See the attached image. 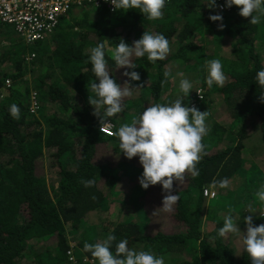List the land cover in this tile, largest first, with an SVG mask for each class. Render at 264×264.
Wrapping results in <instances>:
<instances>
[{
	"label": "trees",
	"instance_id": "16d2710c",
	"mask_svg": "<svg viewBox=\"0 0 264 264\" xmlns=\"http://www.w3.org/2000/svg\"><path fill=\"white\" fill-rule=\"evenodd\" d=\"M76 9L62 16L47 39L29 46L12 37L0 54V88L7 77L13 80L9 94L0 100V264H98L83 245L102 241L109 233L117 241L126 238L129 247L164 256L166 264H252L243 243L238 247L217 236L224 215L211 211L218 204L228 209L243 203L245 190L253 207L261 205L255 192L264 174L256 175L261 167L254 165L264 167V89L255 76L264 69V23L250 24V17L240 16L235 5L218 13L206 0H166L163 17L151 21L138 9L102 6L82 15ZM216 13L221 21L210 19ZM145 31L169 40L166 58L152 63L133 56L135 69L117 67L112 59L117 43L123 39L131 46ZM99 43L106 48L110 77L121 86L139 87L122 99L123 111L108 118L115 124L114 133L103 129L89 102L95 76L88 56ZM29 53H35L34 60L26 59ZM212 59L222 61L226 79L223 86L208 88L206 65ZM177 62L182 64L179 72L172 68ZM131 71L139 74V81L125 75ZM165 72L171 75L162 83ZM184 75L193 90L183 103L208 112L204 153L196 165L200 174L193 178L186 173L181 183L173 180L172 194L180 199L167 214L175 231H167L160 221L161 229L153 234L148 222L143 226L132 218L130 208L135 202L152 210L162 207L168 193L160 183L154 190L138 191L142 165L138 157L123 155L115 132L144 107L175 100ZM32 89L42 102L37 114L28 107ZM13 103L21 108L19 120L9 114ZM98 111L103 114V109ZM251 130L262 131L259 156L245 151ZM125 176L136 191L120 204L127 205L122 217H107L108 197L122 188ZM225 177L229 187L216 188L218 195L208 207V221L216 223L205 233V189ZM84 179L95 184L86 188ZM260 213L253 218L254 226L264 224Z\"/></svg>",
	"mask_w": 264,
	"mask_h": 264
},
{
	"label": "clouds",
	"instance_id": "9594fccd",
	"mask_svg": "<svg viewBox=\"0 0 264 264\" xmlns=\"http://www.w3.org/2000/svg\"><path fill=\"white\" fill-rule=\"evenodd\" d=\"M109 2L114 6V10L138 9L150 21L161 19L166 5V0H109ZM206 3L209 8L215 10L217 0H206ZM233 5L239 7L240 16L250 17V24L264 23V0H225V7L231 8ZM210 19L221 21L222 16L212 15ZM169 51V40L162 33L145 31L131 46L121 39L112 52V59L117 67L135 69L137 65L132 62L133 56L147 57L148 61L155 63L158 60H164ZM88 61L95 76V81L91 84L94 96L89 97V102L94 107V115L100 118L101 124H107L108 118L123 111L122 99L131 96L133 90L139 87H131L127 83L125 85L128 87L121 86L110 77L104 43H99L90 49ZM206 69L207 87L223 86L226 77L222 61L209 60ZM125 75L131 81L140 80L136 71L126 72ZM170 75L169 72H165V80L162 83H165ZM255 80L256 84L264 89V69L256 73ZM191 90H193V82L188 78L181 79L179 93L175 100L144 107V110L131 123L122 124L115 132L119 140V150L123 155L128 159L138 157L142 165L143 172L139 178L141 187L147 189L151 185L160 183L162 189L168 193L162 200V207L158 208L162 213L171 212L180 199L179 194H172L173 180L181 183L186 173H190L193 178L200 174L196 165L204 153L202 140L208 131L206 126L208 112H201L183 103V97H188ZM261 99L264 100V94H261ZM99 109H103L102 115ZM9 114L13 119L19 120L20 106L11 104ZM81 183L88 188L95 184V180L84 179ZM229 183V179L225 177L214 180L211 187L226 189ZM255 196L260 204L264 205V183L259 185ZM245 211L251 214L258 212L253 210L251 205H248ZM259 214L261 216L260 212ZM240 220L241 215L239 220L232 213L226 215L222 226L217 229V236L223 238L228 234H234L239 237L242 233L243 249L252 264H264V224L254 226L253 215H248L244 217L246 232H242L238 223ZM113 244H115L114 251ZM83 251L90 253L98 264H166L164 256L155 255L149 250L129 247V241L126 238L117 241V237L112 233L107 234L102 241L85 242Z\"/></svg>",
	"mask_w": 264,
	"mask_h": 264
},
{
	"label": "built area",
	"instance_id": "2783aa9c",
	"mask_svg": "<svg viewBox=\"0 0 264 264\" xmlns=\"http://www.w3.org/2000/svg\"><path fill=\"white\" fill-rule=\"evenodd\" d=\"M224 4L225 0H217V6L214 9L220 13L231 11V8L225 7ZM93 6H107L111 11H115L109 0H0V29L7 31V26H12L17 34L16 37L32 46L51 36L58 28L62 16L72 7L89 8ZM10 41L6 42L0 32V54ZM26 55L28 61L36 57L35 53ZM12 84L13 80L7 77L0 88V100L5 97V90L9 89ZM198 96L202 97L201 90L198 91ZM28 107L31 114H37L42 107L38 91L35 89L30 91ZM108 121L109 123L105 124L103 129L107 133H112L115 124L111 120ZM205 195L214 197L215 192L205 189Z\"/></svg>",
	"mask_w": 264,
	"mask_h": 264
},
{
	"label": "rangeland",
	"instance_id": "374dc122",
	"mask_svg": "<svg viewBox=\"0 0 264 264\" xmlns=\"http://www.w3.org/2000/svg\"><path fill=\"white\" fill-rule=\"evenodd\" d=\"M90 8H95V6L89 7V8H78V9H76V11H77L76 15H82V12L87 11ZM218 13H220V12H218ZM72 14H73V17H72V20H73L75 17H74V13H72ZM7 28H8L7 32L5 31V32L1 33V37L6 42L10 41L11 40L10 38L17 36V34H16V32L12 26L8 25ZM8 33H10V35H8ZM4 64H6V63H4ZM181 65H182L181 62H177L172 66V68L175 72H179L181 70ZM186 76L187 75H184L183 78H185ZM26 78H28V77H26ZM204 92L205 91L203 89L202 93L204 94ZM4 94H5V96H7L9 94V90L6 89ZM52 104L54 105V107L57 108V105L55 103H52ZM133 114L134 113L132 111L128 112V116H130V117H132ZM262 146H263L262 131H254L253 132L251 130V136L249 137V139L247 141V146L245 148L246 149L245 151H248L252 155L259 156L260 154L263 153ZM249 150H252L253 152L249 151ZM252 164L253 163H251L250 165H252ZM263 164H264V162H263ZM254 166L261 167V169L257 172L256 175L259 176L261 173L264 174V167H262L261 165H259L257 163ZM128 180H129L128 176H125V178L123 179L121 186H120L122 188L118 189L117 191H114L115 194L109 195L108 200H107V202H109L108 203L109 208L106 211L107 217L120 218L123 216L122 209L127 208V205L120 207V204H123L125 198L130 197L129 195H133V190L136 191L135 187L132 186L130 183H128ZM184 181H186V180H184ZM240 181H239L238 189L241 187ZM158 184L159 183H157L156 185L149 186L147 188V191H149V190L151 191V190H154L156 188H159L160 186ZM209 188L211 189V191L215 192L214 197H217L218 193L216 191V188L213 189L211 186ZM144 190L145 189H143L141 187V185L138 186V191L143 192ZM224 192L226 193V190ZM144 194H145V192H144ZM248 194L249 193L247 192V190L243 191V193L241 194L242 198L244 196L243 203H237L236 205H234V207H230L228 209H225L224 207L222 208L221 204H218L215 207L213 206V210L215 212L214 211H211V212L212 213H218L220 215V217H223L222 215H224V217H225L229 213H233L234 217L237 220H239V217L241 215V220L238 222L239 227H240L242 232H246V225L244 223V217H246L248 215H253V218H254L259 212H264V206L263 205H260L259 207H253L252 201L251 200L248 201V199H247ZM214 197H208L207 196V199H206V205H205V208H204L205 210H204V214H203L205 221L202 223V230L205 233H209V232L213 231L214 225L216 223V222L214 223L213 221H208V218H209V220H212L209 217L208 207H209V205H211V202H210L211 198H214ZM241 197H239V198H241ZM247 201H248V204H247ZM138 204H136V202H135V204L130 208V215L132 216L133 219H136L137 221L141 220L140 223L143 226L146 225V223L148 222L149 227H151L150 230H151V232H153V234L161 229V228H159V225H160L159 222L160 221H161V223L164 224L163 226L166 228L167 231H175V227H174V225H172V223L170 221L171 219L169 218V215L167 213H162L158 208H154L152 210L151 207L148 208V207H145L143 205L141 206ZM213 205H214V201H213ZM248 205H251L253 210L258 211V212L255 214H251V213H248L247 211H245ZM150 212L151 213L153 212V214H150ZM174 222H175V224H177V221H174ZM225 237H226V239H228V242L231 241V243H233L235 246L240 247L243 243L242 242V240H243V234L242 233L240 234L239 237H237L234 234H228Z\"/></svg>",
	"mask_w": 264,
	"mask_h": 264
},
{
	"label": "crops",
	"instance_id": "0c3cea01",
	"mask_svg": "<svg viewBox=\"0 0 264 264\" xmlns=\"http://www.w3.org/2000/svg\"><path fill=\"white\" fill-rule=\"evenodd\" d=\"M7 31H8V29H7ZM7 31H6V32H7ZM8 35H10V33H8ZM14 38H15V37H14ZM38 94H39V93H38ZM39 97H40V95H39ZM40 100H41V99H40ZM28 104H29V103H28Z\"/></svg>",
	"mask_w": 264,
	"mask_h": 264
}]
</instances>
